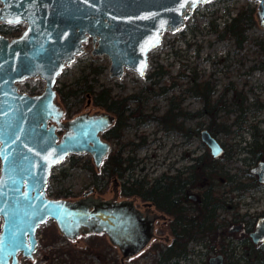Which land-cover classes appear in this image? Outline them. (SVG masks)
<instances>
[{
	"label": "water",
	"instance_id": "1",
	"mask_svg": "<svg viewBox=\"0 0 264 264\" xmlns=\"http://www.w3.org/2000/svg\"><path fill=\"white\" fill-rule=\"evenodd\" d=\"M210 0H0V22H23L10 38L0 34V238L3 264L32 258L36 229L52 219L62 236L103 233L121 257L140 251L153 234L155 216L130 198L94 194L92 187L74 198L46 193L51 168L70 153H87L98 168L109 150L101 132L112 122L105 110L64 117L55 90L57 76L90 39V54H105L107 75L124 68L143 75L148 51L164 31L175 33L199 3ZM254 16L264 30V0H255ZM39 75L41 92L16 90L15 81ZM210 156L224 148L204 126L198 130ZM264 182V162L249 168ZM47 206V207H46ZM241 223L230 224L228 231ZM252 239L264 237V221L256 220ZM222 264V254L208 258Z\"/></svg>",
	"mask_w": 264,
	"mask_h": 264
},
{
	"label": "rangeland",
	"instance_id": "2",
	"mask_svg": "<svg viewBox=\"0 0 264 264\" xmlns=\"http://www.w3.org/2000/svg\"><path fill=\"white\" fill-rule=\"evenodd\" d=\"M249 1L255 9L256 1ZM246 2L247 0H210L206 3L197 4L192 13L184 20V25L181 28L183 32L180 33L181 29L175 33L164 31L160 44L148 51L147 65L143 75H137L133 70L124 68L120 77H109L107 75L108 60L106 55L90 54L91 43L90 39H87L83 43L84 50L76 55L69 65L63 67L56 78L54 87L56 89V86L62 82L71 84L81 72L86 73L85 64L90 62L92 64H105L101 73L94 76L98 81L109 86L112 94L122 96L124 92L138 90L140 86L147 84L146 73L160 64L167 67L173 75L180 72L177 86H174L171 90H166L161 96L157 97V102L164 107H166V98L177 94L181 88L186 89L187 78L191 75L208 79L214 88L212 96L218 95L223 84L230 82L245 96L248 105L251 106L257 100L264 102V68L250 69L252 64L259 61L258 54L250 49L251 43L244 42L242 47L236 49L230 40H216L212 31L214 23L217 27L221 26L228 19V16L234 12L233 7ZM229 8L230 10L227 13ZM262 32L264 33V30L257 23L252 27V34ZM171 38H174L172 42L170 41ZM169 81L168 74H165L161 76L157 85H167ZM20 87L28 88V91L33 88L40 90L43 87V82L39 78H35L33 81L27 80L20 83ZM231 93L232 89L227 90L225 96L229 97ZM173 99L175 100V98ZM57 100L59 101L58 95ZM200 104V100L186 93L181 102V107L185 111L196 110L200 107ZM60 105L62 106L61 102ZM96 108L90 99L83 97L81 102L72 109V114L86 109L91 112ZM245 113L247 123H255L259 130H264V112L252 114L246 111ZM218 114L225 117V122H229L235 115L234 112L225 115L223 110H220ZM218 119L220 121L221 117ZM199 120H203V117L186 119L185 126H187L190 134L187 140L178 134L156 135L157 133L153 132L151 122L141 125L139 130L145 131L144 143L134 150L127 147L123 150V154L126 156L133 154L137 158L134 161L136 162L135 169L131 170L132 176H136V178L145 176L149 179L158 175L161 171L174 174L175 168H181L184 170V175H186L188 173L187 165L191 162L192 156L201 154L203 151H206L209 155L208 148L199 139L197 130L195 131ZM202 126H205V123H201L199 127ZM233 126H230L231 129ZM215 137L225 149L223 154L215 158L217 167L249 166V159L243 158L247 153L245 155V152L239 150L242 140L247 141L250 139L248 131H242L240 135L234 132L226 135L218 131ZM126 138L136 140L137 135L130 130L122 135V139ZM199 142L203 145H199ZM226 152L231 153L230 161L224 160L223 155ZM80 154L88 155L87 153ZM68 159L69 156L67 155L64 160L51 168L46 190H66L64 197L74 198L91 186V174L89 170L82 166L70 165ZM232 170L233 168L230 169V171ZM111 193L112 182L110 180L104 191L98 194L102 197H109ZM249 193L247 191L238 201L239 211L243 214L250 210V206L247 204ZM256 193L260 195V199L255 203L254 208H264V186L259 188ZM231 200L235 202L237 197L232 196ZM161 219L157 217L154 221L153 234L146 245L134 255L127 257H121L118 249L113 245L110 246L111 244L103 233H83L68 239L58 232L53 220L48 219L36 229L37 243L33 257L31 259L19 257L17 264H156V245L166 243L171 238L166 221H161ZM227 239L232 240L231 243H235L234 235H228ZM193 246L198 252L188 260L191 263L203 264L207 262L209 255H213L211 250L201 247L200 244H194ZM98 247L100 251L96 255L94 250ZM235 248L237 254L240 246L236 244ZM102 260L105 262H102ZM185 260L186 258H183V264H186Z\"/></svg>",
	"mask_w": 264,
	"mask_h": 264
},
{
	"label": "trees",
	"instance_id": "3",
	"mask_svg": "<svg viewBox=\"0 0 264 264\" xmlns=\"http://www.w3.org/2000/svg\"><path fill=\"white\" fill-rule=\"evenodd\" d=\"M233 9L234 12L228 16V19L221 26L217 27L215 23L212 25L214 38L216 40H230L236 49L242 47L244 42L251 43L250 49L258 54L259 61L252 64L250 69H263L264 33L252 34V27L256 25L254 7L247 0L245 4L235 6ZM229 10L230 8L227 9V13ZM19 29V24H0V31L3 32L15 34ZM181 32H183V29L180 30ZM173 39L171 38L170 41L172 42ZM85 67L86 73L81 72L71 84L62 82L56 86L59 101L62 103L64 115L67 117L72 115V109H74L76 104L81 102L83 97L89 98L95 106L102 107L106 105L105 101L108 97L110 101H116L121 96L112 94L110 87L98 81L96 76H94L101 73L105 64H92L89 62L85 64ZM165 74L169 76L170 87H173L178 82L177 79L180 72L173 75L167 67L159 64L146 73L145 79L147 84L143 88L147 92L150 91L152 83L156 84L161 76ZM157 87L165 90L164 85H157ZM231 89V95L226 97L227 90ZM186 91L191 97L201 102L198 109L185 111L186 118L203 117V120L197 121L195 131H198L201 123H205L204 127L214 136L218 131L226 135L232 132L240 135L242 131H248L250 139L247 141L242 140V144L239 146V150L241 149L242 152H245V155L247 153L243 158H248L251 161H264V130H259L255 126V123H247L245 113L246 111L252 114L264 112V102L257 100L251 106L248 105L245 96L230 82L223 84L218 95L212 96L214 92L212 83L208 79H202L197 75L188 76ZM137 95L139 97V94ZM131 96L136 98L135 94ZM173 98L174 96L169 97L171 102H174ZM250 107L252 108L250 109ZM220 110H223L225 115L231 112H234L235 115L229 122H225V117L218 114ZM145 117H149V113L142 115V118ZM220 117L219 121L218 118ZM174 120L175 116L173 115ZM118 121L119 118H117L116 123ZM231 125H234L232 129ZM101 135L104 138L115 137L116 142L120 144V148L111 149L102 159L97 169L94 168L88 155L80 153H70L68 155L70 165H79L89 170L91 174L90 184L96 193L104 191L111 177H121L124 175V169L121 166L123 160L131 164L130 156L123 159L119 154L120 149H123L122 145L127 141L120 140L118 135L109 136L106 130L101 132ZM189 136L190 134L188 133L187 139ZM142 141L143 139H141L140 143ZM199 145L203 144L199 142ZM231 153L226 152L223 155L224 160L230 161ZM215 158L208 155L206 151L191 157V162L187 165L189 189L191 186L197 187L200 201L195 202V206L189 209H179L177 211L178 214L171 221L167 222L171 238L166 243H158L156 245V264H177V259L175 258L184 257L190 252H198L193 246L194 244H200L201 247L211 250L213 253L222 254V264H264V242L253 245L247 241L245 236L246 231L249 229V220L243 218L244 214L239 211L238 207L239 198L250 188L261 186V184L249 174L247 167L234 166L232 167L233 170L230 171L232 168L217 167ZM132 180L136 179L133 178ZM121 188L124 194L133 193V190H135L140 193L143 199L155 201L148 189L139 191L138 183L135 181H130L128 186H122ZM65 191L56 189L47 190L46 192L48 195L54 197H64ZM232 196L237 197L235 202L231 200ZM161 198V200L155 201V205L165 211L167 210V200L164 196ZM214 213L216 215L219 214L216 222V215ZM235 222H241L239 231L243 236H238L236 243L232 244L231 240L227 239L229 232L226 231V228L230 223ZM236 244L240 246L237 254L235 253ZM99 251L98 247L94 250V253L97 255ZM102 262L105 261L102 260ZM203 264L208 263L204 262Z\"/></svg>",
	"mask_w": 264,
	"mask_h": 264
},
{
	"label": "flooded vegetation",
	"instance_id": "4",
	"mask_svg": "<svg viewBox=\"0 0 264 264\" xmlns=\"http://www.w3.org/2000/svg\"><path fill=\"white\" fill-rule=\"evenodd\" d=\"M0 24L22 25L16 34H11L8 32L0 31V34L8 38L17 35L24 26V23L21 21L15 22V23L0 22ZM35 78H39L40 80H42L43 86H44V79L41 78L39 75H33V76L25 77L21 80L15 81L16 90L27 93V94H35V93L41 92L42 91L41 89H43V87L40 90H37V88H33L29 91H28V88L25 89L24 87H19L20 83L26 82L27 80L33 81ZM143 86L144 85L140 86L138 90L124 92V95L119 96V98H117L116 101H110L108 97L105 101V104H106L105 106H102V107L95 106L97 108L92 110V111L105 110L112 115L111 124L108 125V127H106L104 130L107 131V134L109 136L118 135L122 141H127L125 144L122 145L123 149H120V152H119L120 157L123 159L128 157L125 154H123V150L126 149L125 147L130 148L131 150H134L136 149V147L144 143L145 131H140L139 127L145 124L146 122L152 123L153 132L157 133L156 135L178 134L187 140L188 129H187V126H185V123H186L185 121L187 119L185 117L186 112L181 107V102L183 101L187 93L186 89L181 88L178 90L177 94L172 95L175 98V100L173 99L174 102H171L169 98H166L165 99L166 107H164L162 104H159V102H157V97L161 96L163 92H165L166 90H169V89L171 90L174 86H177V84L175 83L173 87H170L169 83H167V85H164L165 90H162L157 87V83L156 84L152 83V89L148 92L143 88ZM132 94H135L136 98L132 97L131 96ZM137 94H139V97ZM141 94L143 95L140 96ZM58 103L60 104L59 101ZM173 106L175 107L172 108ZM82 111H88V109L82 110ZM146 113H149V117L142 118V115ZM63 114H64V111H63ZM75 114H72L69 117ZM173 115L175 116L174 121H173ZM64 117L68 118L65 115ZM117 118H119V121L116 123ZM130 130H132L137 135L136 140H132L130 138L122 139V135ZM105 139L110 144L108 152L111 149L120 148V144L116 142L115 137H112V138L108 137ZM141 139H143L142 143H140ZM130 157H131V161H130L131 164H128L125 160L121 162V166L124 169L123 171L124 175L121 177H111L110 178L112 182V193L109 197H113L114 199L130 198L133 200L134 204L137 207H139L142 211L150 215H154L155 216L154 221L158 217V218H162L161 221H166V223L168 221H171V219L176 214H178L177 211L179 209H189L195 206V202L200 201V197L197 192V187L191 186V188L189 189L188 173L184 175V170H182L181 168H175L174 174L166 172V171H161L158 175L153 176L149 179H147L145 176L144 177L141 176V178H136V176H132L131 170L135 169L136 162L134 161L137 160V158L133 154L130 155ZM256 162L257 160L256 161L249 160V166L247 167V169H248L249 174H251L257 180V175L255 173L250 172L249 170V168L255 165ZM171 168L172 166L170 167V169ZM133 178H135L136 180H132ZM130 181H135L136 183H138L139 191H142V189H148L151 196L154 197L155 201L161 200L162 199L161 197L164 196L167 200L166 202L167 210L163 211L159 209L158 207H156L155 201H152V199H143L140 193H138L135 190H133V193L129 192V193L124 194L121 187L128 186L130 184ZM257 182L259 181L257 180ZM259 183L261 184V186L252 187L248 190L250 193H249V200L247 204H249L250 210L243 215L244 219L249 220V229L246 231L245 237L247 238V241L253 245L264 242V237L258 241H254L251 236V232L253 231L255 227L256 220L262 217L264 221V214H262L264 213V208H261V209L254 208L255 203L258 202V199H260V195L256 193V191H258L259 188L264 186V182H259ZM93 192L94 194H98V193H95L94 190ZM214 214L216 215V213ZM218 216L219 214L216 215L215 222L217 221ZM235 223H238V222H235ZM235 223H230V224H235ZM239 229L240 227L238 229H233L231 231H228L226 228V231L229 232V235L232 234L235 236V239H234L235 243H236V238L238 236L240 237L243 236L240 233ZM211 255L207 257V261Z\"/></svg>",
	"mask_w": 264,
	"mask_h": 264
},
{
	"label": "built area",
	"instance_id": "5",
	"mask_svg": "<svg viewBox=\"0 0 264 264\" xmlns=\"http://www.w3.org/2000/svg\"><path fill=\"white\" fill-rule=\"evenodd\" d=\"M19 87H20V84H19ZM193 254H195V253L194 252H190L184 257L175 258V259H177V264H183L184 263L183 258H186V260H185L186 264H194V263H191V262L188 261L191 257H193Z\"/></svg>",
	"mask_w": 264,
	"mask_h": 264
},
{
	"label": "snow or ice",
	"instance_id": "6",
	"mask_svg": "<svg viewBox=\"0 0 264 264\" xmlns=\"http://www.w3.org/2000/svg\"><path fill=\"white\" fill-rule=\"evenodd\" d=\"M0 195H2V193H0ZM2 242V238H0V251H2ZM0 264H3V260H0Z\"/></svg>",
	"mask_w": 264,
	"mask_h": 264
}]
</instances>
